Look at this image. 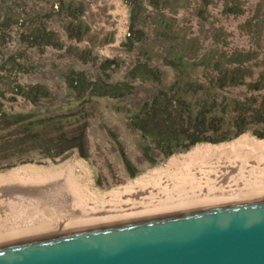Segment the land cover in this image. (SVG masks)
I'll list each match as a JSON object with an SVG mask.
<instances>
[{"label": "rangeland", "instance_id": "rangeland-1", "mask_svg": "<svg viewBox=\"0 0 264 264\" xmlns=\"http://www.w3.org/2000/svg\"><path fill=\"white\" fill-rule=\"evenodd\" d=\"M17 11L41 15L17 22ZM35 29L53 33L55 43L30 46L26 37ZM140 64L157 72L158 81L134 79ZM230 67L243 77L233 85L225 80ZM71 73L133 91L122 99L78 96L67 82ZM0 82V176L24 167L60 172L79 162L94 188L110 191L199 145L224 146L246 136L264 144L257 135L264 134V0H0ZM174 87L176 96L166 98ZM156 95L215 119L217 128L205 133L210 139L235 136L231 117L243 103L240 115L250 130L164 155L134 126ZM28 123L32 132L24 129ZM58 142L77 147L51 159L45 153Z\"/></svg>", "mask_w": 264, "mask_h": 264}, {"label": "bare ground", "instance_id": "bare-ground-1", "mask_svg": "<svg viewBox=\"0 0 264 264\" xmlns=\"http://www.w3.org/2000/svg\"><path fill=\"white\" fill-rule=\"evenodd\" d=\"M60 168L0 176V247L264 202V144L248 136L199 145L110 191L79 162Z\"/></svg>", "mask_w": 264, "mask_h": 264}, {"label": "water", "instance_id": "water-1", "mask_svg": "<svg viewBox=\"0 0 264 264\" xmlns=\"http://www.w3.org/2000/svg\"><path fill=\"white\" fill-rule=\"evenodd\" d=\"M0 264H264V202L3 248Z\"/></svg>", "mask_w": 264, "mask_h": 264}, {"label": "trees", "instance_id": "trees-1", "mask_svg": "<svg viewBox=\"0 0 264 264\" xmlns=\"http://www.w3.org/2000/svg\"><path fill=\"white\" fill-rule=\"evenodd\" d=\"M53 10L55 12L61 10L60 1L53 2ZM82 3L78 6V14L83 10ZM137 6L132 3V16L133 13L136 11ZM17 22H24L25 16H28V20L32 19V16H39V13H29L28 11H17ZM16 17V16H14ZM135 27V17L134 22L131 27V35L135 33L133 28ZM137 33V32H136ZM54 35L51 32L43 31H34L33 34H29L26 39L30 46L36 47L40 45H52L54 41ZM206 66L210 69V64L208 60L205 61ZM231 60L228 61V64ZM113 68V67H112ZM213 68V67H212ZM214 69H220V65L214 66ZM231 71L226 69L230 76L225 80L231 83L232 85L241 81L243 79L241 73L237 72L235 68L230 67ZM159 74L157 72L153 73V70L147 66L139 65L137 66L134 71L132 72V76L134 79L139 80L140 82L146 83L150 81H155L156 77ZM158 74V75H157ZM158 81V79H156ZM235 81V82H231ZM67 82L71 90L76 93V95L81 96L86 93H90L93 97H110L115 99H122L130 96L132 94L133 88L129 85H119V86H109L106 83H91L86 78L82 77L80 74L71 73L67 76ZM3 83V82H0ZM196 85V84H195ZM189 85V86H195ZM18 88V87H17ZM177 89H172L171 96L168 93H165V97H175L177 93ZM159 95L153 97L152 101L149 102V108L147 110L144 109L137 115L135 118L134 126L141 131V133L146 137L149 138L153 143L158 144L159 148L162 149L163 154L167 156H171L177 152H184L187 151L190 147L195 146L201 142H223L229 141L232 138L240 136L241 134L249 131L250 129L245 125V121L243 117L240 115V109L244 106L243 103L237 102L238 105L236 106V115L231 117L233 121L231 125L236 128L235 136L228 137H220L219 139H210L205 137V133L207 131L214 130L217 128V123L213 122L215 119H210V122L207 121V115H201L199 112H187L183 110V107L180 105V102H174V100H166L162 101L159 98ZM238 113V115H237ZM194 114V115H193ZM193 116L197 118V120L192 121ZM245 125V126H244ZM14 125H10L6 129H12ZM34 128L33 123H28L24 129L28 132H32ZM257 135L260 138H264V134ZM62 143L58 142L57 146H52L48 150L46 155H48L51 159L60 158L66 155L69 151L76 148L77 145H71L69 147H61ZM41 149H45V146L41 147Z\"/></svg>", "mask_w": 264, "mask_h": 264}]
</instances>
